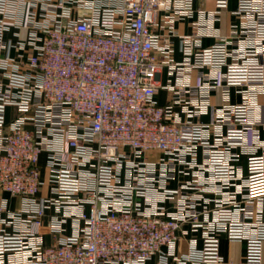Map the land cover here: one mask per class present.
I'll return each instance as SVG.
<instances>
[{
  "label": "built area",
  "instance_id": "obj_1",
  "mask_svg": "<svg viewBox=\"0 0 264 264\" xmlns=\"http://www.w3.org/2000/svg\"><path fill=\"white\" fill-rule=\"evenodd\" d=\"M229 4L0 0V264H264V0H237L240 25L223 35ZM204 37L215 44L197 48ZM162 64L186 76L166 86V106L155 100ZM193 69L209 70L202 91L223 80L241 103L183 121L175 104L207 112L185 102ZM180 166L193 179L172 188ZM184 226L202 244L178 258ZM220 234L245 245L242 259L222 256Z\"/></svg>",
  "mask_w": 264,
  "mask_h": 264
},
{
  "label": "crops",
  "instance_id": "obj_2",
  "mask_svg": "<svg viewBox=\"0 0 264 264\" xmlns=\"http://www.w3.org/2000/svg\"><path fill=\"white\" fill-rule=\"evenodd\" d=\"M237 6V0H230L229 8L227 12H224L221 16V20L217 24V28L219 32L223 35H229L234 30L238 29L240 25V19L238 16L233 14ZM196 7H200V4H196ZM206 8L212 9V4L205 5ZM198 14H196L192 19L188 20H180L176 24V29L179 35L187 36L192 35L193 27L192 23L197 21ZM9 36H11L9 34ZM216 42L215 38L212 37H204L197 43V48H208L214 45ZM173 55L172 59L175 63L181 64L184 62V56L181 52V40L177 37L174 39L173 44ZM161 63L163 62V58H160ZM208 69H193L188 76L187 84L194 92V96L187 95L185 98V102L194 101L199 103H204L207 106V112L201 115H196L194 111H196L194 105L189 106V110L192 112L190 115L184 111V102L182 104L174 105V113L177 114L183 121H193V122H202L209 123L211 119V110L219 109L223 106L229 105H237L242 101L241 95L239 93V88L232 87L229 89V94L227 98V90L224 87V81L221 80V86L216 90L202 91V86L206 82L204 75L208 74ZM186 76L184 75L183 69L177 70L174 73L171 72L169 66L162 64L159 68V71L156 76V83L159 86V91L156 94L155 100L161 106H166L171 102V94L169 90L166 88L168 85H179L184 82ZM196 104V103H193ZM236 152L240 155L237 165H239L242 169L243 175H246L247 172V157L240 152V150H236ZM202 153H199V162L202 161ZM41 171L42 177L48 178V171L46 165V156H42L41 158ZM184 168L180 166L178 168L177 176L174 180L170 182V187L177 188L180 187L183 183L187 181H191L193 179L192 172L187 170L188 174L182 172ZM4 197L8 199L9 206L12 210L17 209L20 206V200L17 198H13L7 194H4ZM183 230L188 232L184 234L181 232L179 234V241L176 246V256L178 258H182L186 256L191 250V243L193 240H196L198 248L201 247V239H202V231L192 232L189 226H184ZM46 243L51 244L52 238L50 236L45 237ZM221 240V254L225 259H242L245 252V245L240 243L230 242L225 234H220ZM168 248H164L163 251H167ZM158 261L157 257L153 258L150 261V264H156ZM169 264H179L178 259H170Z\"/></svg>",
  "mask_w": 264,
  "mask_h": 264
}]
</instances>
